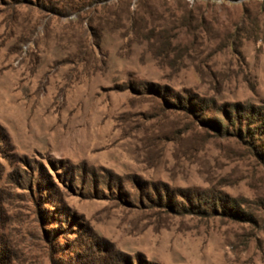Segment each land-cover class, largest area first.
Returning <instances> with one entry per match:
<instances>
[{
  "label": "rangeland",
  "instance_id": "rangeland-1",
  "mask_svg": "<svg viewBox=\"0 0 264 264\" xmlns=\"http://www.w3.org/2000/svg\"><path fill=\"white\" fill-rule=\"evenodd\" d=\"M0 264H264V0H0Z\"/></svg>",
  "mask_w": 264,
  "mask_h": 264
}]
</instances>
